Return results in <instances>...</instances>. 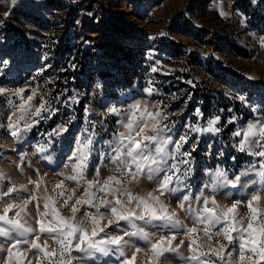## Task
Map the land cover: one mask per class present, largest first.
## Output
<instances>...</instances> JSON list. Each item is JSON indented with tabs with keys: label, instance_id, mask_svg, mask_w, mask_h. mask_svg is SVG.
Masks as SVG:
<instances>
[{
	"label": "rangeland",
	"instance_id": "rangeland-1",
	"mask_svg": "<svg viewBox=\"0 0 264 264\" xmlns=\"http://www.w3.org/2000/svg\"><path fill=\"white\" fill-rule=\"evenodd\" d=\"M71 5L77 8L75 15L67 14ZM67 29L77 32L70 34H75V39L66 41ZM97 36L126 49L106 56L101 49H91ZM262 39L264 0H0V60L5 62L0 64V87L8 90L0 94V191L8 187L18 190L11 198L5 197L4 204L19 205L29 200L21 220L37 229V233V221L52 218L40 215L46 211L45 196L51 197L49 213L55 201L60 214L71 217L70 205L84 194L87 181L102 184L115 174V161L101 155L107 150L104 141L126 131L121 121L127 124L135 119L141 124L145 110L153 114L159 111L167 117L160 123L171 128L174 140L181 135L188 137L181 151L190 152L193 158L187 181L191 200L184 202L182 209L179 205L184 191L160 196L169 211L176 213V219L198 229L193 236L177 231L173 244L184 240L178 254L185 258L192 254L189 245L193 238L197 245L215 246L220 238L213 235L209 241L203 232L205 225L195 221L187 209L190 203L194 211L202 209V201H195L202 192L204 198L210 201L214 197L221 206L242 199L238 219L248 212L243 198L252 190L250 179L260 177L255 172L247 176L244 173L253 166L264 171V164L237 146L246 125L255 123L256 117L264 119V47L259 43ZM20 88L27 89L23 100L14 95ZM33 91V100L25 104ZM21 104L32 114L21 118ZM134 105L140 106L135 118L131 115ZM113 107L119 111L110 113L108 109ZM36 110H40L39 116L35 115ZM210 120L215 121L212 127L218 131L193 130L196 126L207 129ZM10 124L19 128L18 139L10 135ZM26 124L32 127L26 129ZM237 131L241 132L240 137L234 136ZM147 134L153 133L147 130ZM87 138L94 144L88 150L90 159L81 179L76 165L85 152L81 146ZM168 150L174 152V146L169 145ZM217 169L226 173V179L217 175ZM73 175L76 180L68 178ZM237 175L241 180L235 186L226 182ZM61 181L63 184L57 188ZM123 184L134 195H159L155 191L159 182H150L143 175L129 177ZM61 191L65 196L73 195L69 206H63ZM89 193H95L97 198L104 195L95 186ZM258 194L264 197V191L258 190ZM32 195L37 199L30 200ZM261 204L264 206V201ZM3 206L0 204V214ZM77 207V221L87 212H96L89 205ZM208 207H213L211 202ZM16 211L19 209L8 215L14 218ZM100 213L106 219H114L103 206ZM119 223L132 230L129 222ZM136 223L143 226V222ZM219 229V225L211 228L210 234ZM145 231L153 241L160 235H170L167 230L158 231L151 226ZM38 234L37 242L46 251L59 247L50 234ZM129 243L134 246L125 248L126 257L130 258L139 247L142 251L137 253L135 264H150L152 253L145 242L133 237ZM0 246L6 249L9 244L0 238ZM29 248L30 245L20 246L27 257L22 258V264H28V260L37 264L38 259L40 264H49L42 252ZM203 250L207 251V247ZM166 255L167 259L157 257L158 264H186L173 258L177 254ZM100 264L118 261L110 256Z\"/></svg>",
	"mask_w": 264,
	"mask_h": 264
},
{
	"label": "snow or ice",
	"instance_id": "snow-or-ice-1",
	"mask_svg": "<svg viewBox=\"0 0 264 264\" xmlns=\"http://www.w3.org/2000/svg\"><path fill=\"white\" fill-rule=\"evenodd\" d=\"M261 47H264V39L260 40ZM5 63L0 60V64ZM27 89L20 88L15 91L14 95L23 100V94ZM8 90L0 87V94ZM29 95L25 104L31 102L34 98ZM10 99V97H9ZM244 100V97H240ZM25 104L20 105L21 118L25 114L32 113L25 109ZM44 106L41 105V109ZM139 105L133 106L131 115L136 117V112L139 111ZM110 113H117L116 108H109ZM35 115H40V110L35 111ZM141 124H137L135 119L127 124L120 122L126 128L125 132L114 134V139L104 141L107 145V150L102 151L101 155L106 156L109 161H115L116 167L112 169L115 173L109 175L101 184L99 181H87V188L82 196L75 200V203L70 205L72 212L71 217H64L59 210L54 207L55 201H52L51 212L49 201L51 197L45 196L44 208L46 211L41 213V217L51 215V219H43L37 221L38 233H48L57 242L58 248L51 251H46L37 241L39 234L37 229L27 225V221L21 220V212L24 211L26 205L30 202L25 200L23 204L6 203L4 198H11L12 194L18 190L15 187H8L7 190L0 191V204H3V213L0 214V238L5 239L9 246L5 249L0 246V264H22V258L26 259V252L20 250L21 245H30L31 249H37L43 253L44 257L49 258V264H82L83 261H91L94 264H100L103 258L115 257L118 264H135L136 255L142 250L136 247L135 252L130 258L126 257L125 248L133 247L129 240L137 237L146 246L150 248L152 256L150 264H158L157 257H164L166 254H177L173 258H179L186 261V264H264V206L261 202L264 197L258 194L259 191H264V171L255 168L248 169L244 175L249 172H255L260 178L250 179L251 191L243 198L247 201L248 212L245 216H240L239 205L242 199H236L230 206H221L214 197L209 201L204 198L202 192L195 197V201H202V209L193 210L191 203L187 211L191 214L195 221L204 224L203 232L211 241L213 235L220 238L216 245L209 243L207 246L197 245L196 239H192V244L189 245L192 254L189 257H180L179 249L184 244V240H180L178 244H173L177 239L175 233L183 231L185 235L193 236L198 232L197 227H187L179 219H176V213L170 212L168 206L160 199V196L166 192L177 194L184 191L180 198V207L184 208V202L190 201L192 192L187 181L192 174V157L188 151H181L184 144L188 143V137L181 135L175 140L171 136V128L168 125H162L161 119H167L161 112L155 114L147 112L141 114ZM256 122H249L246 125L243 136L240 140L238 150L246 155L256 156L260 158V163L264 164V119L256 117ZM153 121L151 124L148 121ZM215 121H209L207 129H201L196 126L193 130L200 131H218L212 125ZM32 125H25L28 129ZM10 135L14 138L18 137L20 131L16 124H10ZM150 130L153 134H147ZM234 136L240 137L241 132L237 131ZM94 141L87 138L82 142V149L85 150L80 159V163L76 165L80 172V178H83V173L87 168L90 152L88 150L93 146ZM174 146V152L168 150V146ZM80 151V150H78ZM179 157V158H177ZM235 160V157H232ZM133 165L135 171H133ZM217 175L226 179V173L223 170L217 169ZM96 174L99 175V168H96ZM2 175V173H0ZM143 175L150 182L157 183L158 188L155 190L159 195L153 192H147L146 195H134L127 187L124 186L123 180L127 178L136 179ZM69 179L76 180L77 176L73 175ZM241 176L237 175L232 180H227L228 184L239 183ZM246 183L248 181H245ZM63 181L57 185L59 188ZM37 186L39 184L37 183ZM97 191L103 193L97 198L95 193L90 196L89 190L93 187ZM55 191V189H54ZM75 190H73V195ZM73 195L65 196L64 192L59 193L63 197V206H69V202L73 199ZM107 196H112L110 200ZM125 196L127 199L122 200L120 197ZM89 197V198H85ZM37 197L32 195L30 200H36ZM98 202L94 203V200ZM133 201L135 204L133 205ZM209 202L213 207H208ZM77 205H89L96 209L95 214L87 212L84 218L77 221L76 213L80 210ZM101 206L106 210H110V214L114 219H106L100 213ZM38 207V205H37ZM13 209H19L15 212V217H10L8 214ZM139 210V211H137ZM245 220L247 223L245 224ZM120 221L129 222L131 231L123 228ZM136 221L143 222V226L138 225ZM220 226L219 231L210 234V229ZM151 226L158 231L167 230L170 235H160L155 241L145 228ZM107 229H111L108 231ZM120 232L121 234H112V232ZM37 233L34 239H29V236ZM103 233V236L101 234ZM235 234V235H234ZM129 237L126 240L125 237ZM193 245H196L193 247ZM207 247V251H204ZM76 252L77 255H73ZM52 257H57L53 260ZM28 264H32V260H28ZM40 264V260H37Z\"/></svg>",
	"mask_w": 264,
	"mask_h": 264
},
{
	"label": "trees",
	"instance_id": "trees-1",
	"mask_svg": "<svg viewBox=\"0 0 264 264\" xmlns=\"http://www.w3.org/2000/svg\"><path fill=\"white\" fill-rule=\"evenodd\" d=\"M70 10L68 11V15H72V14H74L75 15V13L77 12L76 10H77V8H76V6H73V5H71L70 6ZM70 29H72V26H70L69 27ZM70 29H67L66 30V35L65 36H67V39H66V41H70V40H73V39H75V34L77 33L75 30H70ZM72 31V32H71ZM71 33H75L74 34V36H70V34ZM96 39H97V41H96V44L94 43V44H92L91 45V49H93V48H95V49H101L102 50V53H104L106 56H112L113 54H116V53H118V52H116L117 50H121V51H125V47L123 46V45H119V44H111L110 42H107V40L106 41H104L101 37H96ZM75 69H79V67H76ZM104 78L106 79V76H104ZM107 80V79H106ZM58 81H59V79H58ZM61 83V86L63 85V87H65V86H67L66 84H62V82H60ZM225 123V120L222 122V124H224Z\"/></svg>",
	"mask_w": 264,
	"mask_h": 264
}]
</instances>
